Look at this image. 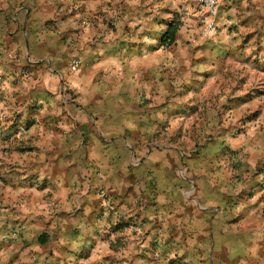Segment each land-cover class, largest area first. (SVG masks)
<instances>
[{
  "label": "crops",
  "instance_id": "crops-1",
  "mask_svg": "<svg viewBox=\"0 0 264 264\" xmlns=\"http://www.w3.org/2000/svg\"><path fill=\"white\" fill-rule=\"evenodd\" d=\"M202 12L0 0L1 237L18 261L162 264L214 245L218 263L264 264V0H221L212 36Z\"/></svg>",
  "mask_w": 264,
  "mask_h": 264
},
{
  "label": "rangeland",
  "instance_id": "rangeland-1",
  "mask_svg": "<svg viewBox=\"0 0 264 264\" xmlns=\"http://www.w3.org/2000/svg\"><path fill=\"white\" fill-rule=\"evenodd\" d=\"M178 16L179 14L175 13V18H176L175 22L178 23L177 28H179V23L181 19ZM259 169L262 171V168H258V170ZM248 171L249 170H247L246 172ZM242 175H244V173H242ZM0 208H2L1 203H0ZM3 226L4 225H1V220H0V264H28L26 260L18 261V259L15 258V256L11 252H9V246H7V240L1 237V234L6 230L3 228ZM194 250L195 251H193L191 254V258L188 260L186 259L187 257L185 255H180V253H176L175 254L176 258H173L174 260L170 259L169 261L162 262V264H223L217 262V259L218 260L221 259V255L220 254L217 255V250L214 245L208 247L206 256H203V254L198 256L199 251L200 250L202 251L201 248L195 247Z\"/></svg>",
  "mask_w": 264,
  "mask_h": 264
},
{
  "label": "built area",
  "instance_id": "built-area-1",
  "mask_svg": "<svg viewBox=\"0 0 264 264\" xmlns=\"http://www.w3.org/2000/svg\"><path fill=\"white\" fill-rule=\"evenodd\" d=\"M202 9L200 16L201 33L204 36H212L218 32L217 18L220 13L221 0H194ZM81 64L80 58L72 60L70 68L76 71Z\"/></svg>",
  "mask_w": 264,
  "mask_h": 264
},
{
  "label": "trees",
  "instance_id": "trees-1",
  "mask_svg": "<svg viewBox=\"0 0 264 264\" xmlns=\"http://www.w3.org/2000/svg\"><path fill=\"white\" fill-rule=\"evenodd\" d=\"M177 24L178 23H176V22H172L169 30L165 33L164 37H165L166 42L168 41V43H171L174 40V34H175L177 27H178Z\"/></svg>",
  "mask_w": 264,
  "mask_h": 264
}]
</instances>
